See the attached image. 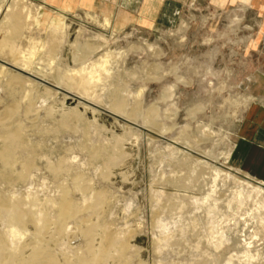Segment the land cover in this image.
Here are the masks:
<instances>
[{"label": "rangeland", "instance_id": "rangeland-1", "mask_svg": "<svg viewBox=\"0 0 264 264\" xmlns=\"http://www.w3.org/2000/svg\"><path fill=\"white\" fill-rule=\"evenodd\" d=\"M0 8V41H8V54L10 45L19 51L16 61L0 53V69L6 67L0 152L5 131L21 127L26 142V148L9 144L11 165L0 157V195L30 193L49 208L47 201L66 187L84 204L78 177L107 195L101 217L81 212L78 221L66 222V234L38 233L29 221L27 234L19 236L23 244L47 241L65 264L87 249L82 229L101 224L126 246L119 260L111 251L100 264H264V182L228 163L231 133L254 96L245 81L258 71L250 62L253 30L240 7L218 10L193 1L173 23L155 28L123 26L120 15L105 10L65 14L49 0H0ZM15 11L22 15L18 34L10 18ZM37 42L42 47L33 65L23 67V53L31 55ZM214 49L213 68L208 55ZM106 53H112L108 75L88 95L77 81ZM12 73L23 84L10 85ZM117 101L124 109H115ZM16 103L21 111L7 117ZM30 104L34 113L26 111ZM114 156L118 162L107 169ZM63 158L65 171L56 174ZM24 160L35 161L29 180L17 176ZM161 214L185 224L186 234L159 229ZM161 237L173 245L161 246ZM96 239L97 246L104 244L100 235Z\"/></svg>", "mask_w": 264, "mask_h": 264}, {"label": "bare ground", "instance_id": "bare-ground-1", "mask_svg": "<svg viewBox=\"0 0 264 264\" xmlns=\"http://www.w3.org/2000/svg\"><path fill=\"white\" fill-rule=\"evenodd\" d=\"M10 18L13 20V31L14 33L18 34L20 30L22 29V15L18 11H15L11 13ZM108 20L110 19L105 18V21L108 22ZM107 24H109V22ZM7 43H8L7 40L0 41V53L4 56L7 55L8 58L6 59H9V57H11L12 59L11 61H16V59H19L18 57H15L19 53L17 49L18 47H16L15 45H10L11 52L8 54L6 51ZM40 44L38 42L33 44L31 55L28 56L27 54L23 53L22 55L23 57L21 59V64L23 67L26 68V67L33 65V60L37 56L38 51L40 50L39 48L42 47V45ZM111 58H112V53H106L104 57H100L97 61L92 63L91 69L89 71L87 70V74H86L87 76H83L77 81L79 85L86 87L85 91L88 95L93 93L94 87H95L94 83L102 80L104 74L108 75L109 70L107 66L108 64H110L109 61ZM51 67L52 65L50 64V68ZM5 71H6V67L2 66L0 69V77L1 75L4 74ZM68 73H71V70L70 72L68 71ZM18 74L19 73L11 74V77L8 80L10 85H14L16 83L23 84V81L25 80L22 79L20 75ZM114 107L117 110H122L125 107V103L123 101H119V102L117 101L114 104ZM19 108H20L19 104L17 103L13 104L7 109L6 116L11 117L15 115L18 112ZM21 108H20V111H21ZM26 111L28 113H34L35 108L32 106V104H30L26 108ZM150 115H151V112H150ZM23 130L21 129V127H19L14 131H5L2 134V137L6 141V147L0 152V157L4 160L6 165L12 164L11 163L12 159L9 158V155H10L9 153L11 151L9 144L24 145L26 143L25 137H24L25 132ZM25 148H26V144H25ZM31 152H32V149H31ZM36 156H38V154ZM15 158H17V156ZM34 162H31V161L25 162L24 160L23 162L24 164L22 163L23 166H21L22 169L20 170L19 175L17 176H19V178L23 180H29V177L31 178V173L33 171L32 167L34 166L33 165ZM67 162H68V159L63 158L59 162L58 165L56 164L57 166L54 164L55 165V167L53 168L54 172L56 174L63 172V170L66 167L65 165ZM117 162H118V158L116 156L111 157L105 163L106 168L107 169L112 168V166H115L113 164H116ZM110 174L111 173L108 174V172H105V175H110ZM75 183L78 186V188L82 190L81 192H83V195H84L83 197L85 198L84 204H81L80 202L75 201V199H72L70 196V192L66 187H62V195L60 198L58 199L50 198L47 201L49 205V208L48 207L47 208L49 210L47 208H42L41 207L42 201L32 196V194L30 193L23 197H20V196L18 197V195L16 196L17 191H11L12 193L9 192L8 195L7 194L0 195V225L1 223L2 224L5 223L7 226L5 231L0 228V264H59L60 263V261L57 259V256L53 253L50 247L51 245L47 241L40 243V244H37L39 242L36 243L34 241L29 242V243L25 242L23 244L19 236L22 238V236H25L27 234L28 229L26 228V225L29 221L33 222L37 232L38 230L42 231V229L47 228L48 230L51 231L52 236L56 237V235L58 234L59 235L66 234L65 233L66 232V222H68V220H73L76 218L78 219L81 215V212L82 213L84 212L90 216L93 215L95 217H101L103 215V206L107 202L106 193L103 190L94 189L93 187L91 189L89 186L84 185L83 179L81 177L76 178ZM180 185H185V184L181 182ZM90 191L93 193L92 195H88V193L90 194ZM163 192L164 191H161L162 194ZM51 212H55V214L53 213L52 214L55 217L56 221H54L53 218H51L52 216ZM26 219H29V220H26ZM77 219L76 221H78ZM84 219H86V217ZM100 225L101 224L99 225L92 224L91 226H88L87 228L82 229L81 232L83 233L84 237L87 239V249L81 257H79L80 254L78 255V253L82 251L78 252L72 258H67L64 261L65 264H100L103 258L106 259L107 257H109V255H111L110 254L111 251L113 252L115 251L114 253H116V255H113V258L115 260L120 259L119 253H121L125 249L126 245L125 244L122 245L119 242V237L115 235V233L117 232L113 233L112 231L108 232L107 230H103L101 229ZM158 226H159V229L161 228L162 230H168V232L171 231L173 228L180 229L183 235H185L188 230V227L185 224H179L177 221L167 220L163 214H161ZM76 230H77V226H76ZM99 235L104 240L103 241L104 244L102 245L100 244L99 246H97V244L95 243V240H97L96 236H99ZM158 243L161 246L162 245H169V246L173 245L172 242H170V238L168 237H165V238L163 237L162 239L159 240Z\"/></svg>", "mask_w": 264, "mask_h": 264}, {"label": "crops", "instance_id": "crops-1", "mask_svg": "<svg viewBox=\"0 0 264 264\" xmlns=\"http://www.w3.org/2000/svg\"><path fill=\"white\" fill-rule=\"evenodd\" d=\"M49 1L59 7L55 11H61L65 14L78 8H89L96 11L105 10L120 15L123 26L134 23L143 28H155L156 26H167L173 23L174 17L180 9L193 1L199 3L209 2L218 10L240 7L245 13L247 22L251 25L250 28L253 30L250 34L252 40L249 43L251 49L250 62H256L258 71L245 81L247 91L254 93V96L246 105L231 133L228 163L232 168L244 171L256 180L264 182V0ZM90 13L95 12L87 10L86 15ZM105 18H109L111 21V18L107 16H103L101 20ZM215 57L216 49L208 55V62L212 63V67ZM246 60L249 61L248 58ZM216 72L220 76V71L217 70Z\"/></svg>", "mask_w": 264, "mask_h": 264}]
</instances>
